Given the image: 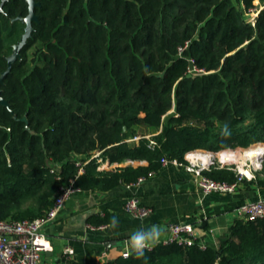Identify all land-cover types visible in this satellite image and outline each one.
Instances as JSON below:
<instances>
[{"label": "trees", "instance_id": "obj_1", "mask_svg": "<svg viewBox=\"0 0 264 264\" xmlns=\"http://www.w3.org/2000/svg\"><path fill=\"white\" fill-rule=\"evenodd\" d=\"M36 1L32 36L0 84L11 106L0 103V220L46 215L80 159L76 185L110 190L148 177L164 157L264 142V6L250 18L260 0ZM28 13L27 0L0 13V74L25 31L14 18ZM100 150L148 163L101 170ZM205 174L237 180L228 166ZM249 181L264 188V160ZM98 264H264V216L237 219L216 244L159 241L142 258L120 252Z\"/></svg>", "mask_w": 264, "mask_h": 264}, {"label": "crops", "instance_id": "obj_2", "mask_svg": "<svg viewBox=\"0 0 264 264\" xmlns=\"http://www.w3.org/2000/svg\"><path fill=\"white\" fill-rule=\"evenodd\" d=\"M262 3L264 0L258 5ZM147 163L130 158L121 162L109 159V166L101 170ZM131 195H137L143 205L150 207L151 213L140 218L127 211L125 202ZM261 197H264V188L252 185L249 180L232 193L205 194L195 173L184 164H162L135 186L120 183L110 190H82L72 194L57 218L46 227L53 250L45 253L42 263L67 264L69 260L79 264L102 263L129 246V236L135 229L153 224L160 228L159 241L168 237L169 224L193 223L201 245L216 244L219 236L239 219L235 209L243 202ZM105 213L110 215V221L112 217L119 220L118 228L114 229L110 222L104 226L90 222L91 218L96 219L95 215ZM67 248H72L74 253L67 254Z\"/></svg>", "mask_w": 264, "mask_h": 264}, {"label": "built area", "instance_id": "obj_3", "mask_svg": "<svg viewBox=\"0 0 264 264\" xmlns=\"http://www.w3.org/2000/svg\"><path fill=\"white\" fill-rule=\"evenodd\" d=\"M255 10L253 8L251 11V19L257 15L260 9ZM141 137V135H135L130 140H139ZM146 137L149 140L148 146L154 149L158 141L153 135H146ZM251 150L261 151L257 162L252 157H245L242 161L240 159L237 161L230 157L237 152L245 154ZM225 152L230 154V156L223 160L222 156ZM261 156L264 157V142H258L247 149L226 148L217 153L204 150H190L185 154V161L164 157L162 163L173 162L175 164H184L189 171L195 173L197 183L205 194L232 193L238 189L245 178L249 180L256 178V172L263 166L264 158ZM93 158L98 163V169L109 166V158L103 155V150L97 151L93 155ZM233 162H241L242 165L246 164L248 167L246 169L240 168L237 171L231 166ZM77 165L79 166L77 173L68 182L61 184L55 203L46 215L19 221L0 220V264H43L45 253L53 250V244L46 229L47 225L57 218L59 211L72 194L82 191L81 187L76 185V180L85 171V162L80 159ZM216 165L228 166L234 169L236 173L238 172L237 180L230 183L214 179L205 174L206 170H211ZM145 179L146 177H140L137 181L128 185L135 186ZM125 208L140 218L146 217L151 213L150 207L143 205L137 195H131L127 198ZM235 213L241 219H254L264 216V197L243 202L235 209ZM167 230L169 231L168 237L160 240L163 243L178 242L191 244L196 239L195 225L193 223H171L167 226ZM66 252L67 254H72L74 250L67 248ZM122 253L126 257L129 256L131 254L129 246L122 250Z\"/></svg>", "mask_w": 264, "mask_h": 264}, {"label": "water", "instance_id": "obj_4", "mask_svg": "<svg viewBox=\"0 0 264 264\" xmlns=\"http://www.w3.org/2000/svg\"><path fill=\"white\" fill-rule=\"evenodd\" d=\"M7 0H2L1 5H0V13L4 12V5ZM29 4V13L26 16H17L14 18L15 19H20L22 20L26 26H25V31L16 44L13 46V51L12 53L7 57L8 60V66L5 70H3L0 74V84L4 81L5 77L11 72L12 67L16 60L20 57L21 55V49L26 45L28 42L29 38L32 36V33L34 31V26H33V21L38 20V15L35 12V7L40 4V2L36 0H27ZM192 73H189L188 76H191ZM0 103L7 106L9 109H11L10 103L7 99L3 97L1 94V89H0ZM21 120L25 121L27 123L26 127L29 129L28 125V119L27 116H24L21 118ZM126 129V127H125ZM264 158L263 156H261Z\"/></svg>", "mask_w": 264, "mask_h": 264}, {"label": "clouds", "instance_id": "obj_5", "mask_svg": "<svg viewBox=\"0 0 264 264\" xmlns=\"http://www.w3.org/2000/svg\"><path fill=\"white\" fill-rule=\"evenodd\" d=\"M223 135H230V130L225 126L222 130ZM111 226L115 229L119 227V220L112 217ZM161 236L159 226L153 224L147 228L140 227L135 229L129 236V248L137 259L142 258L146 251H150L158 242Z\"/></svg>", "mask_w": 264, "mask_h": 264}, {"label": "bare ground", "instance_id": "obj_6", "mask_svg": "<svg viewBox=\"0 0 264 264\" xmlns=\"http://www.w3.org/2000/svg\"><path fill=\"white\" fill-rule=\"evenodd\" d=\"M260 152L261 151H259V150H251V151H249V152H247L245 154H241L240 152H237V153L233 154V156L232 155L230 156V154L225 152L222 157H223V160H225L227 157L230 156L232 159L237 160V161L239 159H244L245 157H252L253 160L255 162H257L258 158L260 157Z\"/></svg>", "mask_w": 264, "mask_h": 264}, {"label": "rangeland", "instance_id": "obj_7", "mask_svg": "<svg viewBox=\"0 0 264 264\" xmlns=\"http://www.w3.org/2000/svg\"><path fill=\"white\" fill-rule=\"evenodd\" d=\"M261 5V4H260ZM260 5H257L255 8H254V10L255 9H261V7H263L264 6V3H262V5L260 6ZM256 11V10H255ZM259 11V10H258ZM259 13V12H258ZM257 13V14H258ZM251 16H252V13L250 14ZM32 57H33V52L30 50L29 52H28V58L30 59L29 60V63H30V65H33V62H32ZM241 161H242V159H240ZM217 163H219V162H217ZM249 163V162H248ZM231 166H233L237 171L241 168H244V169H246L248 166L246 165V164H244V165H242V163L241 162H233V163H231ZM258 172V171H257ZM256 172V173H257ZM238 173V172H237Z\"/></svg>", "mask_w": 264, "mask_h": 264}]
</instances>
